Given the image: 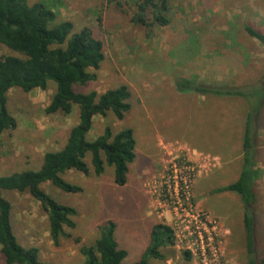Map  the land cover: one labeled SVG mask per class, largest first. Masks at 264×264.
Masks as SVG:
<instances>
[{"label": "rangeland", "instance_id": "rangeland-1", "mask_svg": "<svg viewBox=\"0 0 264 264\" xmlns=\"http://www.w3.org/2000/svg\"><path fill=\"white\" fill-rule=\"evenodd\" d=\"M43 2L56 13V21H70L73 32L88 28L103 43L104 60L95 80L79 88L98 94L125 85L130 110L122 120L111 112L96 116L87 139L92 141L109 126L115 133L133 131L135 160L129 165L124 186L113 182V168L95 176L90 155L84 161L86 175L67 171L62 178L81 192L63 193L50 184L42 189L56 201L74 207L75 228L55 245L48 233L44 212L28 194L3 192L11 203L13 231L23 247H35L44 264H83L81 246L93 245L99 227L108 220L117 228L115 239L128 252L131 264L143 254L149 231L156 223L170 226L175 245L162 250L164 260L149 264H201L194 223L164 201L161 182L170 162L190 164L191 180L187 207L204 214L206 229L218 249L216 264H249L243 227V206L235 193L215 190L234 182L242 162L241 139L247 104L240 98L200 96L175 90L177 77L235 87L264 86V46L247 36L245 25L264 34V0H168L167 26L135 25L136 0H26ZM14 55L2 48L0 57ZM24 93L12 89L7 107L16 127L0 136V176L37 170L46 152L60 150L78 111L66 117L46 114L54 92ZM263 159L255 184L259 225L255 264H264V141ZM103 158V156H102ZM204 236V231L199 228ZM189 257L187 258V254ZM0 264H4L0 255Z\"/></svg>", "mask_w": 264, "mask_h": 264}, {"label": "trees", "instance_id": "trees-1", "mask_svg": "<svg viewBox=\"0 0 264 264\" xmlns=\"http://www.w3.org/2000/svg\"><path fill=\"white\" fill-rule=\"evenodd\" d=\"M136 9L131 18L135 25L146 26L149 17L152 18L151 24L167 26L169 23L168 0H136ZM56 18L53 9L43 2L30 5L26 0H0V49L14 54L0 57V136L16 127L7 107L8 94L12 89L24 93L36 89L44 91L52 83L54 92L44 112L69 117L75 109L78 111L77 122L70 129L64 146L58 151L46 152L37 170L0 176V255L4 264L44 263L39 259L37 248L19 244L12 226V206L3 192L28 194L38 203L46 216L49 236L57 245L60 239L70 236L67 230L75 228L77 211L56 201L41 186L50 184L67 194L81 192L79 186L68 183L62 175L71 170L86 175L88 167L84 159L87 154L90 155L95 176H100L105 166L112 167L114 184L124 186L129 165L135 160L136 142L130 128L114 133L106 126L101 135L92 141L87 139L94 117H104L111 112L117 120L123 119L130 110V92L125 85L100 94L80 91L79 88L95 80L90 71L98 70L104 60L103 43L88 28L73 32L70 21L58 22ZM244 31L264 46V34L259 30L245 25ZM174 87L179 93L240 98L247 104L238 177L215 192H231L239 197L243 206L249 264H255L252 257L259 231L255 184L261 174L259 163L263 159L260 143L264 141V86L251 85L243 89L224 83L177 77ZM116 228V224L108 220L99 227V235L93 245L80 247L83 264H126L124 261L128 252L118 245ZM174 245L173 229L164 223H156L149 231V242L142 256L131 264L164 260L162 250ZM186 254L188 258L189 253Z\"/></svg>", "mask_w": 264, "mask_h": 264}, {"label": "built area", "instance_id": "built-area-1", "mask_svg": "<svg viewBox=\"0 0 264 264\" xmlns=\"http://www.w3.org/2000/svg\"><path fill=\"white\" fill-rule=\"evenodd\" d=\"M170 168L162 178L161 182V194L165 198L164 201H168L173 205L176 216L179 211L185 217H190L193 220L194 231L190 232L195 234L198 241L199 258L201 264H216L218 258V249L213 242L211 233L206 229L207 218L204 214H192L187 207V201L189 198V191L191 186V180L194 177V168L190 164L183 162H170ZM202 228L204 236L199 230Z\"/></svg>", "mask_w": 264, "mask_h": 264}]
</instances>
